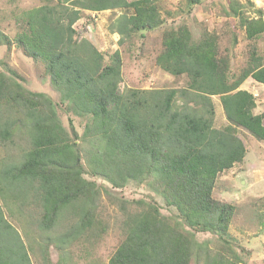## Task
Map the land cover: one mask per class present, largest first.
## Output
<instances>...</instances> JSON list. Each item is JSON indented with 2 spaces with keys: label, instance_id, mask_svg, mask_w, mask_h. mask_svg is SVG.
I'll list each match as a JSON object with an SVG mask.
<instances>
[{
  "label": "trees",
  "instance_id": "1",
  "mask_svg": "<svg viewBox=\"0 0 264 264\" xmlns=\"http://www.w3.org/2000/svg\"><path fill=\"white\" fill-rule=\"evenodd\" d=\"M71 1L78 9L44 4L25 11L20 31L13 39L0 31V44H13L27 58L41 61L62 101L90 122L79 137L72 123L69 131L62 126L47 95L30 92L13 79L7 86L0 79V100L22 111L15 123L23 122L21 115L31 122L23 162L7 168L3 176L35 190L33 200L41 207L39 223L45 230L70 211L67 221L72 225L64 240L97 222L100 193L95 183L83 178L82 160L92 175L115 188L153 176L151 187L179 216L165 217L151 205L126 216L125 238L109 264H245L229 233L237 206L215 199L213 190L218 175L245 157L237 131L264 142V113L254 114V96L241 89L248 78L264 85V61L256 48H250L246 66L230 78L216 36L206 31L194 42L189 29L179 26L165 32L155 64L172 76H185L186 87L120 91L122 57L115 51L106 61L88 40L76 37L80 10H130L116 29L123 37L159 27L157 5L153 0ZM243 15L239 22L246 38L258 39L264 33L262 11L252 18ZM213 96L220 98L228 123L223 129L213 126ZM178 98L180 107L175 106ZM1 124L0 140L5 141L11 134L10 119ZM5 224L0 230V264H32L26 245ZM196 232L216 236L217 246L198 242Z\"/></svg>",
  "mask_w": 264,
  "mask_h": 264
},
{
  "label": "rangeland",
  "instance_id": "2",
  "mask_svg": "<svg viewBox=\"0 0 264 264\" xmlns=\"http://www.w3.org/2000/svg\"><path fill=\"white\" fill-rule=\"evenodd\" d=\"M153 1L157 5L162 24L152 30L121 37L116 32L119 20L124 15H130L131 11L120 9L98 12L81 9L80 18L74 24L76 37L88 40L104 55L106 61L115 51L120 53V91L180 90L186 87L188 79L185 76H172L155 64V58L162 50L161 43L165 32L179 26L189 29L194 42L206 31L216 36L219 56L228 62L230 78L237 76L246 66L251 47L256 48L257 54L264 61V33L258 39L249 41L239 22L240 14L244 13L243 17L252 18L257 15V11H262L264 20V0ZM72 2L0 0V31L13 39L22 27L21 16L25 11L44 4H60L78 9ZM233 8L237 13H234ZM44 67L41 61L27 58L22 50L13 44H0V79L4 80L7 86L8 79H13L30 92L47 95L56 105L62 126L69 131V124L72 123L81 137L90 117L76 115L68 103L62 101L59 92L52 87ZM1 75L4 78H1ZM241 89L254 96L255 109L264 113V85L248 78L241 85ZM212 102L213 126L223 129L228 123L220 98L213 96ZM4 103V100H0V125L9 118L11 124L8 128L11 134L7 140H0V230L5 223H9L8 231L18 234L28 249L32 264H109L112 254L125 238L123 220L126 216L139 213L146 205L157 207L159 213L165 217L179 216L176 208L168 205L162 195L151 187L155 182L153 176L141 181L129 180L121 188H115L103 177L92 175L82 160L85 170L83 178L95 183L100 193L95 214L96 226L73 236L74 238L64 240L63 235L72 225L67 221L70 211H65L60 223L51 230H45L39 223L41 207L33 200L35 190H32L28 183L12 181L11 178L3 176L7 168L23 162L25 152L30 148L31 125L30 119L23 115V122L15 123V118L22 111L16 112ZM181 105L182 100L178 98L175 106ZM236 135L244 144L245 157L242 162L218 175L213 197L237 206L229 233L233 237L235 250L239 255H245L243 260L246 264L248 250L241 241L247 244V240L255 236L253 234L258 231V226L264 224V142L257 141L243 131H237ZM77 143L80 145L81 141ZM195 236L198 242L209 243L212 247H216L219 242L216 236L209 233L196 232Z\"/></svg>",
  "mask_w": 264,
  "mask_h": 264
},
{
  "label": "crops",
  "instance_id": "3",
  "mask_svg": "<svg viewBox=\"0 0 264 264\" xmlns=\"http://www.w3.org/2000/svg\"><path fill=\"white\" fill-rule=\"evenodd\" d=\"M259 108V106H257ZM254 114H261L257 109L254 110ZM260 162H263L261 158H258ZM236 213V212H235ZM231 226V224H230ZM256 231L250 240H247V244H241L250 251V256L246 260V264H264V224L258 226ZM246 230V229H244Z\"/></svg>",
  "mask_w": 264,
  "mask_h": 264
}]
</instances>
